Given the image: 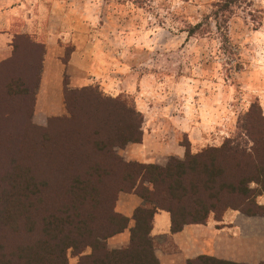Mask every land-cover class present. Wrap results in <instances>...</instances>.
Listing matches in <instances>:
<instances>
[{
    "label": "rangeland",
    "instance_id": "1",
    "mask_svg": "<svg viewBox=\"0 0 264 264\" xmlns=\"http://www.w3.org/2000/svg\"><path fill=\"white\" fill-rule=\"evenodd\" d=\"M217 1L45 0L50 11L44 16L40 1L30 0L38 6L21 14L23 17L12 29L14 36L2 46L0 192L13 173L29 169L53 172L47 170L44 161L51 153L78 163L86 159L88 163L110 162L106 151L96 150L95 141L121 130L127 106H133L143 116V139L115 147L125 161L166 166L172 157L185 159V155L170 154L168 147L174 143L185 148L189 145L196 153L220 146L227 138L242 139V127L248 119L262 126L264 0L237 3L226 30L218 28L212 15ZM11 2L15 0H0V7ZM42 17H47L43 21L50 26L57 42L54 47L60 51L56 56L63 64V92L65 81L73 90L67 98L69 107L63 93L64 108L52 115L44 112L43 101L39 100L47 54L37 30ZM30 19L34 31L21 32ZM200 22L201 28L190 35L192 26ZM75 68L84 70L91 82L76 85L72 78ZM88 87L95 90H83ZM109 97L116 102L106 100ZM69 110L73 113L71 119L67 117ZM144 139L147 144L140 151L137 144ZM151 144L153 153L149 152ZM143 155L150 156V161H141ZM164 160L166 163L160 164ZM114 165L120 171V166ZM64 186L60 177H53L46 189L60 198ZM17 187L21 190V183ZM131 194L138 196L133 192L118 193L116 210H129L135 201ZM211 216L218 220L215 214ZM133 225L134 220L123 232L109 237L107 246H128ZM172 242L155 247L159 264H188L190 259L208 255L182 259V252ZM91 252V247L81 253L70 248L68 262L78 264ZM162 253L171 259L162 260ZM232 262L264 264V260Z\"/></svg>",
    "mask_w": 264,
    "mask_h": 264
},
{
    "label": "trees",
    "instance_id": "2",
    "mask_svg": "<svg viewBox=\"0 0 264 264\" xmlns=\"http://www.w3.org/2000/svg\"><path fill=\"white\" fill-rule=\"evenodd\" d=\"M241 1L219 0L214 4L212 15L218 28L227 29L228 18ZM201 26V22L192 26L190 35ZM64 83L68 105L67 98L73 90L68 82ZM99 95L103 98L100 91ZM69 114L68 119L73 118L71 110ZM142 118L141 112L127 106L122 131L116 129L115 134L95 141L96 150L106 151L110 162L88 163L86 159L78 163L51 153L44 161L47 170L53 172L29 169L10 175L0 192V264H69L68 249L81 253L87 247L92 252L78 264H159L155 247L172 240L169 234L151 233L159 210L170 212L173 232L186 224L206 223L212 213L220 220L228 209L249 215L264 213V205L257 201L264 195V123L257 126L248 119L242 127V139L227 138L220 146L196 153L188 145L184 160L172 157L166 166H159L125 161L116 151V146L142 141ZM260 118L264 122L263 109ZM117 174L123 176L116 179ZM53 177L65 183L60 198L46 189ZM121 191L133 192L143 200L132 216L116 210ZM132 220L130 244L110 249L106 240L123 232ZM198 261L237 264L210 255L190 259L188 264Z\"/></svg>",
    "mask_w": 264,
    "mask_h": 264
},
{
    "label": "crops",
    "instance_id": "3",
    "mask_svg": "<svg viewBox=\"0 0 264 264\" xmlns=\"http://www.w3.org/2000/svg\"><path fill=\"white\" fill-rule=\"evenodd\" d=\"M33 2V0H31ZM40 1L41 13H48L49 6L45 0ZM30 0H18L11 3H4L0 7V59H2V46L8 45V42L14 36L12 33L15 24L20 22V16L23 17L24 12L33 11L38 5L29 3ZM46 10V11H44ZM15 15H18L15 17ZM45 16V14H44ZM47 17H42L39 30V35L42 36L39 40L47 47V54L44 62L43 83L39 94V100L42 99V109L48 115L59 114L64 108L63 104V64L56 56L59 50L56 49V38L51 35L50 26L43 21ZM17 22V23H16ZM27 25L21 28V32L34 31L33 20H27ZM30 24V25H28ZM78 52L73 54V57ZM74 82H91V77L84 74V70L75 68L73 70ZM261 104L264 112V94L261 95ZM192 135V141H194ZM146 141L137 144L140 149L145 146ZM193 145V144H192ZM151 144L149 152L154 149ZM195 147V145H194ZM170 154L178 157H183L186 152L185 146L181 144L170 145ZM155 151V150H154ZM143 159H138L148 162L147 155L140 156ZM156 158V157H155ZM167 160V159H166ZM162 161V165L166 163ZM134 203L130 205L128 211L123 213L132 215L135 207L141 203V199L131 194ZM259 203L264 205V196L259 197ZM152 235L169 234L172 237V243L177 249L182 252V259L189 256L199 254L214 255L222 259L241 262H257L264 260V213L249 215L238 209H228L220 220H216L211 216L206 223H190L176 232L172 231L171 214L167 210L158 211L153 218ZM245 246V249L243 248ZM160 250V249H159ZM160 252V251H158ZM161 252H163L161 250ZM159 255V254H158ZM160 258L164 261L171 259V256L162 253Z\"/></svg>",
    "mask_w": 264,
    "mask_h": 264
}]
</instances>
